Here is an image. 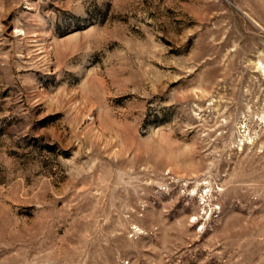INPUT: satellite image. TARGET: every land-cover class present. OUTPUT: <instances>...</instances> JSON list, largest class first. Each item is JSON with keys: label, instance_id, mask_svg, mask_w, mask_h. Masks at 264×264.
<instances>
[{"label": "rangeland", "instance_id": "1", "mask_svg": "<svg viewBox=\"0 0 264 264\" xmlns=\"http://www.w3.org/2000/svg\"><path fill=\"white\" fill-rule=\"evenodd\" d=\"M0 264H264V0H0Z\"/></svg>", "mask_w": 264, "mask_h": 264}]
</instances>
